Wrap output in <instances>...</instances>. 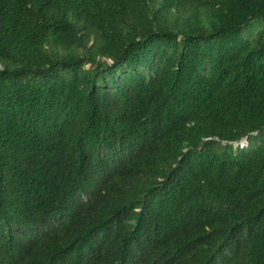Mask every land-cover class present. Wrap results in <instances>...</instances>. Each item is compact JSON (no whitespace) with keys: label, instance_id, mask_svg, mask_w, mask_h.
I'll list each match as a JSON object with an SVG mask.
<instances>
[{"label":"trees","instance_id":"16d2710c","mask_svg":"<svg viewBox=\"0 0 264 264\" xmlns=\"http://www.w3.org/2000/svg\"><path fill=\"white\" fill-rule=\"evenodd\" d=\"M3 178L36 217L179 202L133 264H264V0H0Z\"/></svg>","mask_w":264,"mask_h":264},{"label":"clouds","instance_id":"9594fccd","mask_svg":"<svg viewBox=\"0 0 264 264\" xmlns=\"http://www.w3.org/2000/svg\"><path fill=\"white\" fill-rule=\"evenodd\" d=\"M238 142L232 145L238 146ZM100 183L97 175L84 174L75 189L80 202L86 204L92 192L99 193ZM22 190L20 182L0 179V264H73L74 242L95 264H133L136 249L145 246L139 230L159 237L164 230L174 227L179 209V202L172 204V200L146 204L135 195L132 185H119L116 191L109 192L110 202L116 204L109 218L102 210L63 208L36 217L39 207L21 202ZM26 192L33 196L28 188ZM93 217L98 218V223L84 231L82 222ZM178 250L181 255L186 246H178ZM191 263H197L196 252Z\"/></svg>","mask_w":264,"mask_h":264},{"label":"water","instance_id":"95a60500","mask_svg":"<svg viewBox=\"0 0 264 264\" xmlns=\"http://www.w3.org/2000/svg\"><path fill=\"white\" fill-rule=\"evenodd\" d=\"M253 134V133H252ZM245 142H246V139L245 138H242L239 142H238V146L239 147H243L245 146Z\"/></svg>","mask_w":264,"mask_h":264}]
</instances>
